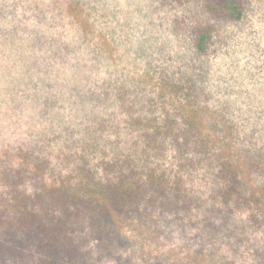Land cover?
<instances>
[{
  "label": "rangeland",
  "instance_id": "obj_1",
  "mask_svg": "<svg viewBox=\"0 0 264 264\" xmlns=\"http://www.w3.org/2000/svg\"><path fill=\"white\" fill-rule=\"evenodd\" d=\"M236 1L244 7L239 21L215 14L221 0H0V160L20 144L40 145L54 165L63 146L81 147L93 137L104 147L117 136L120 156L134 159L140 130L131 115L149 113L164 78L186 89L172 105L192 103L207 121H231L235 147L264 159V0H231L228 8ZM208 28L213 36L202 55L196 41ZM44 97L57 103L48 116ZM102 118L110 121L104 131ZM168 138L167 155L153 158L155 166L181 164ZM73 164L62 165L64 172ZM205 174L200 166L185 171L195 185ZM251 182L264 186L257 172ZM206 209L153 236L128 224L116 231L125 246L103 256L96 251L86 264H264L263 214L244 208L210 216Z\"/></svg>",
  "mask_w": 264,
  "mask_h": 264
},
{
  "label": "trees",
  "instance_id": "obj_2",
  "mask_svg": "<svg viewBox=\"0 0 264 264\" xmlns=\"http://www.w3.org/2000/svg\"><path fill=\"white\" fill-rule=\"evenodd\" d=\"M230 1L221 0L213 11L222 19L241 20L243 4L236 1L228 8ZM212 31L200 33L199 54L208 52ZM172 81L161 80L163 89L156 88L147 115H131L132 127L140 130L134 141L140 150L134 159L120 156V136L107 140L110 146L103 147L93 137L81 147L63 146L54 165L40 145L20 144L14 155H10L12 150L4 151L0 160V264H86L94 252L113 254L128 243L116 233L122 227L129 224L139 233L147 228L150 236L158 235L164 224L193 222L187 217L202 211L204 204L210 216L244 208L264 215V186L258 188L251 182L254 172L264 178L263 157L235 147L238 130L231 121H207L192 103L172 105L170 100L186 90ZM185 95L189 99L191 89ZM55 106V101L44 97L42 116ZM124 108H128L126 102ZM101 122L104 131L110 121L102 118ZM86 125L85 131H90ZM168 137L177 147L181 164L166 168L160 161L155 166L153 158L167 155L163 140ZM47 143L48 139L42 144ZM194 154L201 155L199 161L193 160ZM73 162L74 169L64 172L62 165ZM197 166L206 174L204 182L201 179L195 185L185 171ZM202 194H207L206 200ZM205 217L203 223L209 224L211 219ZM91 243L94 248L89 247Z\"/></svg>",
  "mask_w": 264,
  "mask_h": 264
}]
</instances>
